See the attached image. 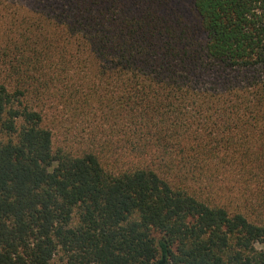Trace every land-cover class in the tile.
Returning <instances> with one entry per match:
<instances>
[{
	"label": "trees",
	"instance_id": "obj_1",
	"mask_svg": "<svg viewBox=\"0 0 264 264\" xmlns=\"http://www.w3.org/2000/svg\"><path fill=\"white\" fill-rule=\"evenodd\" d=\"M0 264H264V0H0Z\"/></svg>",
	"mask_w": 264,
	"mask_h": 264
},
{
	"label": "rangeland",
	"instance_id": "obj_2",
	"mask_svg": "<svg viewBox=\"0 0 264 264\" xmlns=\"http://www.w3.org/2000/svg\"><path fill=\"white\" fill-rule=\"evenodd\" d=\"M62 139H63V136H62L61 132L56 131V140H57V143H59Z\"/></svg>",
	"mask_w": 264,
	"mask_h": 264
}]
</instances>
